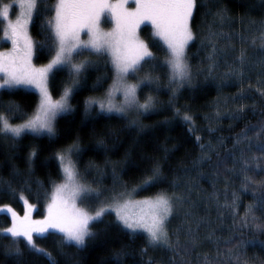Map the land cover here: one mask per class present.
I'll use <instances>...</instances> for the list:
<instances>
[{
    "label": "trees",
    "instance_id": "trees-1",
    "mask_svg": "<svg viewBox=\"0 0 264 264\" xmlns=\"http://www.w3.org/2000/svg\"><path fill=\"white\" fill-rule=\"evenodd\" d=\"M55 2L44 0L29 25L37 65L54 54L43 25L54 15ZM218 8H225L230 18L222 25L213 23ZM191 27L195 39L186 48L191 80L176 88L164 63L166 46L154 37L151 24L140 26V36L156 57L153 75L158 79L141 84L137 95L140 101L154 98L151 110L126 115L89 108L87 98L108 88L114 70L107 53L84 51L74 61L92 63L78 78L70 109L56 116L53 136L26 132L13 138L0 133V208L10 206L21 217L26 210L21 196L35 205L32 217H45L44 204L61 178L56 153L73 144L79 149L72 154L79 175L99 190L92 194L88 211H95L101 199L133 187L136 196L180 197L177 213L166 224L175 251L151 245L144 232L132 233L108 211L90 224L93 235L80 246L64 243L63 234L55 230L44 238L34 234L35 243L51 252L57 264H264V227H255L264 226V153L259 150L264 144V0H197ZM210 31L224 34L215 40L222 51L211 72ZM242 49L248 57L243 82L228 74ZM148 70L145 65L140 72ZM71 79L68 67L56 70L49 78L52 97H59ZM36 102L32 90H0V109L13 103L22 109L11 122L26 118ZM185 114L191 121L183 119ZM156 167L159 179L141 189ZM245 176L254 181L246 190ZM11 222L10 213L0 212V230ZM20 240L22 256H17L9 250L10 235L0 236V264H49ZM237 254H242L239 262Z\"/></svg>",
    "mask_w": 264,
    "mask_h": 264
},
{
    "label": "snow or ice",
    "instance_id": "snow-or-ice-1",
    "mask_svg": "<svg viewBox=\"0 0 264 264\" xmlns=\"http://www.w3.org/2000/svg\"><path fill=\"white\" fill-rule=\"evenodd\" d=\"M44 0H14L12 4L0 5V18L7 21L4 29V38L11 41L12 48L7 52H0V90L9 91L18 89L21 86L32 87L39 93V103L34 113L20 124H12L11 119L22 112L19 105L9 104L0 109V133L13 138L20 137L26 132L33 134L47 133L50 137L55 134L53 122L57 115L67 112L70 109L68 100L74 88L79 84L81 73L88 67L91 61L73 62V57L84 51L96 55L108 53L111 57V64L115 71V78L110 88L106 101L89 99L88 104L99 103L101 111L117 112L124 114L130 107H138L145 112L154 108V98L147 97L145 103L140 104L137 98V90L141 84L152 83L158 77L153 75L157 65L154 63L156 57L151 51L149 44L140 38L138 29L142 24L148 22L154 29V37L162 40L166 46L167 58L165 64L169 70V82L176 88L182 87L185 82L191 80V68L186 58V48L195 39L191 27L194 10L197 7V0H56L51 7L50 15L43 27L50 34L46 39H51V50L54 52L50 62L40 68L32 65L31 59L34 51V41L29 35L28 27L33 22L34 15L38 13L39 6ZM134 7H129V3ZM20 9L15 20L9 18L10 8ZM225 8H218L214 13V24L218 21L221 25L228 19ZM110 22L113 27L110 31L102 28V23ZM87 35V40L81 39V34ZM223 33L209 32L211 53L208 59L212 62L209 72L216 65L217 54L222 51L216 47L215 40ZM230 40L231 37L229 36ZM261 47L264 48V32L260 36ZM43 43L41 47H43ZM248 61L245 50H241L237 62L229 67L230 75L237 77L243 82L244 68ZM264 63V61H261ZM145 65L149 70L136 84L126 82L130 74L140 72ZM68 67L72 76V85H65L60 99L54 100L49 90V78L56 71ZM175 91V89H173ZM116 92L124 96V103L117 105L113 102ZM264 95V92H261ZM243 93H241V97ZM179 109H176L179 114ZM7 113V115H5ZM235 118V117H233ZM183 119L191 121L192 117L185 114ZM133 124L136 121H132ZM261 131H264L262 127ZM259 135V134H257ZM245 138L247 136L245 135ZM200 138L197 137V140ZM239 142V141H238ZM204 146L201 145V148ZM259 150L264 153V144L259 145ZM78 147L73 144L67 149L56 153L60 162L64 182L55 187L51 202L47 205V215L41 220H33L31 211L33 205L28 203L23 196L26 210L23 217L19 216L10 206L0 208V212L11 214V226L0 230V236L11 237L9 250H14L17 256H22L19 247L23 238L25 247L38 255H43L49 264H57L51 252L39 247L34 241V234L38 238H44L49 230L62 233L64 243H74L77 246L83 245L85 238L93 235L90 224L100 220L108 211L113 210L117 219L124 228L135 233L143 230L147 233L151 245L173 248L169 231L166 227L168 218L173 214V195L161 193L155 199L137 201L141 206V214L133 216L124 211L128 202L120 204L113 199V206H100L94 214L86 209L78 207V198H87L93 189L82 184L79 173L71 159ZM33 151L31 156H35ZM247 163V161H245ZM257 167H261L257 164ZM160 170L154 168L152 175L147 177L139 186L144 189L159 179ZM254 182L251 177L245 176L244 189ZM98 195V193H97ZM235 197L236 194L233 193ZM180 199V197H175ZM261 204L264 205V197H261ZM235 205V199L233 200ZM251 212V207L249 208ZM253 217V221H255ZM247 223V220H245ZM261 229V224H255ZM178 243V241H177ZM243 242L237 247H242ZM264 246V242H262ZM231 252L232 250L229 249ZM237 254L236 260L240 261ZM244 264H248L245 260Z\"/></svg>",
    "mask_w": 264,
    "mask_h": 264
},
{
    "label": "rangeland",
    "instance_id": "rangeland-1",
    "mask_svg": "<svg viewBox=\"0 0 264 264\" xmlns=\"http://www.w3.org/2000/svg\"><path fill=\"white\" fill-rule=\"evenodd\" d=\"M13 2H14V0H0V5H2V4H4V3L12 4ZM129 7H134V4H131V2H130V3H129ZM19 11H20V9L18 8V6L10 8L9 18H10L11 20H15V19H16V16H17L18 13H19ZM1 20H2V18H1ZM145 23H148V22H145ZM145 23H144V24H145ZM148 24H150V23H148ZM6 25H7V21H3V20H2V35H1V37H0V52H7V51H9V50L12 48L11 41L6 40V39L4 38V29H5ZM29 25H30V24H29ZM151 26H152V25H151ZM112 27H113V25H112L110 22H104V23H102V28H103L105 31H110ZM139 29H140V28H139ZM139 29H138V35L140 36ZM28 31H29V27H28ZM29 35H30V32H29ZM30 36H31V35H30ZM31 38H32V37H31ZM140 38L142 39L141 36H140ZM81 39H82V40H87L88 37H87V35H85L84 33H82V34H81ZM32 40H33V39H32ZM107 54H108V53H107ZM53 55H54V54H53ZM108 55H109V54H108ZM33 56H34V51H33ZM33 56H32V59H31V63H32V65H33L34 67H36V68H40V67H43V66L47 65V64L50 62V60H51V59H50V60H49L48 62H46V63L38 64V65H37V64H35V63L33 62ZM109 57H110V55H109ZM51 58H52V57H51ZM110 60H111V57H110ZM73 62H74V63H77V62H79V61H74V59H73ZM113 70H114V69H113ZM144 74H145V73H142V72H138V73H136V74H134V75H133V74H130V75L127 77L126 82L129 83V84H136V83H138V81L144 76ZM0 75H2V74H0ZM114 78H115V71H114V73H113V77H112L111 83H110V85L108 86V88H107L103 93H101V94H97V95L89 96V97L87 98L86 101H88L90 98H91V99H95L96 101H106V98H107L108 92H109L110 88H111L112 85H113ZM188 82H189V81H188ZM188 82H185L184 84H186V83H188ZM67 85H68V86H71V85H72V79H71V81H70ZM21 87L36 92V94H37V102H36V105H35L34 110H33L30 114H28V116H27L26 118H24L23 120L18 121V122H11V123L14 124V125H16V124H20V123L24 122L26 119H28V118L34 113V111H35V109H36V107H37V105H38V103H39V93H38V91H36L34 88H32V87H30V86H28V87L21 86ZM137 91H138V90H137ZM62 94H63V92H62ZM62 94H61V95H62ZM61 95H60L59 97H57V98H54V97H52V98H53L54 100H58V99H60ZM137 98H138V95H137ZM146 99H147V98H146ZM146 99H145V100H142V101H140V100L138 99V102H139L140 104H143V103H145ZM113 102H114L115 104H117V105H121V104H123V103H124V96H123V94H122L121 92H116V93L114 94V96H113ZM68 103H69V100H68ZM86 104H87V106H88L89 108H92V107H94V106H97V108L100 109V107H99V103H92V104H88V103H86ZM106 112H107V111H106ZM142 112H144L143 109H139L138 107H130V108L127 109V112L124 113V114H126V115H134V114H135V115H136V114H138V113H142ZM114 113H117V112H114ZM119 114H121V113H119ZM53 127H54V122H53ZM3 134H4V133H3ZM43 134H47V133H43ZM47 135H48V134H47ZM67 148H68V147H66V148H64V149H67ZM62 150H63V149H62ZM71 159H72V161H73L72 156H71ZM73 162H74V161H73ZM59 164H60V162H59ZM76 170H77V169H76ZM60 171H61V166H60ZM79 179H80V182H81L82 184H85V185L91 187V188L94 190L93 193H91L87 198H83V199L78 198V199L76 200V204H77L78 207H81V208H84V209L87 210V209H88V206L91 205V203H92V197H91L92 194H97V193H99V190H98L96 187H94L93 185H91L90 183L84 181L80 175H79ZM63 182H64V177H63V174H62V171H61V178H60V180L54 184V186H53V188H52V190H51V192H50V195H49V197H48L46 203L44 204V207H43L44 216L47 215V205L51 202V197H52V194H53L54 191H55V187H56L57 185L63 183ZM136 190H137L136 187H133V188H130V189H124L123 191H120V192H118V193H116V194H113V195H111V196H109V197L104 198L103 200L101 199V200L99 201V206H98V207H100V206H105V207L113 206V207H114V205H113V199L115 198L116 200L119 201L120 204H124L125 202H128V206L124 209V211H126V212L129 213L130 215L138 216V215L141 214L142 209H141V206L138 205V204L136 203L137 201H143V200H146V199H155L157 195L161 194V193H157V194H154V195H148V196H136V195H135ZM166 194H167V193H166ZM168 195H171V194H168ZM28 203H29V202H28ZM81 203H82V204H81ZM30 204H31V203H30ZM24 205H25V204H24ZM32 205L35 207L34 204H32ZM177 206H178L177 199H175V196H173V214H172V215H174L175 213H177ZM25 207H26V206H25ZM34 207H33V209H34ZM33 209H32V210H33ZM88 210H89V209H88ZM88 210H87V211H88ZM110 211H112V212L114 213V215H115V217H116V220H118L115 211H113V210H110ZM88 212H89L90 214H94L95 211H93V212L88 211ZM172 215H171V216H172ZM171 216H170V217H171ZM170 217H169V218H170ZM31 218H32L33 220H41L40 218H35V217H32V216H31ZM169 218H168V219H169ZM118 222H119V220H118ZM121 225H122V224H121ZM10 226H11V225H10ZM122 226H123V225H122ZM137 231H139V232H144L143 230H137ZM144 233L147 235L146 232H144Z\"/></svg>",
    "mask_w": 264,
    "mask_h": 264
}]
</instances>
